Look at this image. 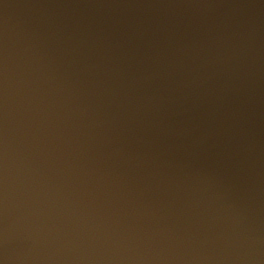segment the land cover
Here are the masks:
<instances>
[{
    "label": "water",
    "instance_id": "obj_1",
    "mask_svg": "<svg viewBox=\"0 0 264 264\" xmlns=\"http://www.w3.org/2000/svg\"><path fill=\"white\" fill-rule=\"evenodd\" d=\"M0 264H264V0H0Z\"/></svg>",
    "mask_w": 264,
    "mask_h": 264
}]
</instances>
